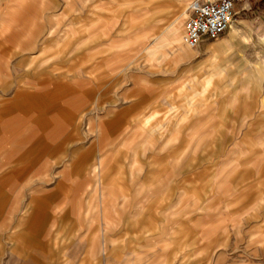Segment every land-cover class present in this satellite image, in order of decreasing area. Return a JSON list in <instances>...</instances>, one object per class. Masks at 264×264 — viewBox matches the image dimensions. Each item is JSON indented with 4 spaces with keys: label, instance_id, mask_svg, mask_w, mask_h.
<instances>
[{
    "label": "rangeland",
    "instance_id": "obj_1",
    "mask_svg": "<svg viewBox=\"0 0 264 264\" xmlns=\"http://www.w3.org/2000/svg\"><path fill=\"white\" fill-rule=\"evenodd\" d=\"M192 1L0 0V264H264V0Z\"/></svg>",
    "mask_w": 264,
    "mask_h": 264
},
{
    "label": "built area",
    "instance_id": "obj_2",
    "mask_svg": "<svg viewBox=\"0 0 264 264\" xmlns=\"http://www.w3.org/2000/svg\"><path fill=\"white\" fill-rule=\"evenodd\" d=\"M249 0H193L184 22L183 41L189 47H198L204 40H215L226 33L240 13L238 3Z\"/></svg>",
    "mask_w": 264,
    "mask_h": 264
},
{
    "label": "crops",
    "instance_id": "obj_3",
    "mask_svg": "<svg viewBox=\"0 0 264 264\" xmlns=\"http://www.w3.org/2000/svg\"><path fill=\"white\" fill-rule=\"evenodd\" d=\"M247 3L250 5L251 4V2H250V0L249 1H247L246 3H245V5H247ZM241 7H242V3H238L237 4V6H236V9L238 10V11H240L241 10ZM251 7V6H250ZM236 21V20H235ZM236 22H234L233 23V25H232V27L230 28V31H237V29H238V26L235 24ZM181 27V25H180V22H173L172 23V26H171V28H170V31H171V35L173 36V41H175V42H179L181 39V34L179 33V28ZM205 42H206V40H204L202 43H201V46L203 45V44H205ZM175 50H177V51H182V53L184 54V55H186L187 54V49L184 47V46H181V47H178V48H174ZM181 53V52H180ZM218 73H214V74H212L213 76H211L210 77V79H213V77L214 76H216ZM189 104H190V107L192 108V110L193 109H195V103H194V101H192V100H190L189 101Z\"/></svg>",
    "mask_w": 264,
    "mask_h": 264
},
{
    "label": "bare ground",
    "instance_id": "obj_4",
    "mask_svg": "<svg viewBox=\"0 0 264 264\" xmlns=\"http://www.w3.org/2000/svg\"><path fill=\"white\" fill-rule=\"evenodd\" d=\"M234 22H235V21H234ZM234 22H233V23H234ZM233 23L231 24V27H232ZM231 27H230V28H231ZM180 32H181V27L179 28V33H180ZM180 39H181V38H180ZM187 46H188V45H187ZM188 47H189V46H188ZM189 48H192V47H189ZM192 49H194V48H192ZM210 80H211V79H210Z\"/></svg>",
    "mask_w": 264,
    "mask_h": 264
}]
</instances>
